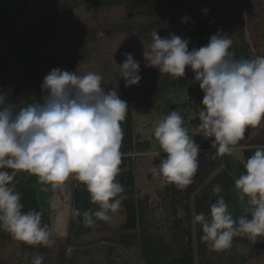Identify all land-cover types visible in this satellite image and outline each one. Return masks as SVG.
I'll return each instance as SVG.
<instances>
[{
  "label": "clouds",
  "instance_id": "obj_1",
  "mask_svg": "<svg viewBox=\"0 0 264 264\" xmlns=\"http://www.w3.org/2000/svg\"><path fill=\"white\" fill-rule=\"evenodd\" d=\"M207 9H204L205 14ZM189 17H183L187 22ZM152 42L142 55L145 67L156 68L172 80L185 76L189 67L204 96L199 112V134L211 143L212 158L231 156L239 151L246 129L264 121V56L235 59L229 51L232 40L217 32L202 47L189 50V39L175 34H151ZM120 78L125 87L138 85L140 63L131 53H122ZM102 76L89 72L79 75L53 68L41 84L42 99L22 105L0 92V229L29 246L51 247L52 232L42 224L38 211H23L15 177L20 172L34 175L41 183L58 189L71 178L84 185L95 210L82 214L90 227L110 220L123 199V186L116 177L122 161V122L128 104L118 91L105 92ZM161 157L152 175L164 185L186 190L198 170L200 145L184 126L183 117L172 110L154 128ZM240 146V147H238ZM161 153L166 154L161 156ZM245 172L234 181L239 199L247 198L248 215L233 219L222 196L210 206V213L194 216L201 225V240L212 251L232 245L235 236L244 235L255 244L264 237V146L258 147L244 163ZM217 184L213 192H222ZM43 255L32 257L31 264H43Z\"/></svg>",
  "mask_w": 264,
  "mask_h": 264
},
{
  "label": "trees",
  "instance_id": "obj_2",
  "mask_svg": "<svg viewBox=\"0 0 264 264\" xmlns=\"http://www.w3.org/2000/svg\"><path fill=\"white\" fill-rule=\"evenodd\" d=\"M253 1L256 0H0V24L5 25L4 28L0 27V46L17 41L20 47L18 62L22 70L11 79L5 74V61L0 54V92L7 93L10 101L25 105L42 97L40 86L44 77L53 68L66 66L67 71L79 75L89 72L101 75V86L105 92L118 91L120 98L128 104L126 118L122 122L124 135L120 150L124 155L116 177L125 190L119 209L110 213V220H97L92 226L86 227L82 215L76 214L77 210L82 214L88 209L95 210L97 206L91 203L85 186L75 181L68 235L51 247L29 246L0 229V264H31L32 257L38 254L43 255V264H119L115 258L118 248L139 249L138 261L128 260L122 264H264V237L258 238L253 244L244 235L235 236L230 248L212 251L201 240V225L194 222L195 215L210 213V206L217 201L218 196H222L227 204L231 202L234 181L245 172L244 163L258 147L264 146V121L255 128L246 129L245 138L240 142L242 157L236 160L234 169L230 165H223L222 157L212 158L211 152L215 150L211 148V143L214 138L205 140L199 134V115L191 118V135L200 145L199 167L193 183L186 190L163 184L159 196L166 202L165 205L170 203L172 216H168L167 211L160 222L149 198L139 196L134 156L147 153L150 142L136 131L134 115L141 109L149 112L160 109L162 76L166 77L169 86L173 88H187V99L183 106L187 116L194 109L202 110L204 93L189 67H186L183 78L174 81L167 74H160L156 68L145 67V61L135 46L126 52L131 53L140 63L141 80L138 85L125 87L124 79L120 78L119 65L125 57L115 63L101 57L95 63L96 66H87L93 60V47L99 44V38L103 36L102 27H88L75 16L80 8L86 6L96 10L118 7L125 12L126 21L143 18L149 20L140 27L142 32L138 31L136 35L137 30L133 26L126 28L123 24V27L118 25L113 28L115 34L136 37L141 42H152L151 33L164 24L162 18L166 26L176 21L174 18L182 20L193 14L200 19L202 16L196 31L190 33L187 29L181 33L182 38L190 40V51L205 46L212 35L220 32L232 40L229 51L235 59H251V45L247 42L244 26L254 21L252 16L248 22L245 20L243 9L251 11L250 4ZM204 9L208 10L206 14ZM32 13H40V17L30 18L29 23L23 22L26 29L21 28L16 37L13 17L19 20V17L21 19ZM72 17L74 20L68 23L67 19ZM64 24L67 25L68 35L65 39L61 36ZM160 159L155 157L154 163L159 164ZM14 183L16 191L21 194L23 211H38L42 224L48 225L52 232V220L41 212L38 190L28 182L27 173H18ZM217 184L223 189L219 194L213 192ZM245 215L250 218V212ZM116 216L120 222L114 229H110ZM95 227L102 228L103 233L112 230V238L89 241L88 236ZM12 244L17 246L18 252L2 262L1 254ZM17 256L22 261H12V257Z\"/></svg>",
  "mask_w": 264,
  "mask_h": 264
},
{
  "label": "rangeland",
  "instance_id": "obj_3",
  "mask_svg": "<svg viewBox=\"0 0 264 264\" xmlns=\"http://www.w3.org/2000/svg\"><path fill=\"white\" fill-rule=\"evenodd\" d=\"M198 5V4H197ZM198 8L203 10L200 5H198ZM250 10H244L243 9V17L245 16V20L248 22V19L250 17H253V24H245L244 30L246 32L247 42L251 45V53L253 58L255 56H263L264 55V0H256L253 1L250 4ZM81 10L77 11L75 16L79 18V20L85 24L88 27H102L101 33L103 36L99 38L100 42L99 44L94 46L93 49L95 50L92 52V62L90 64H87V66H96L97 60H100V58H106L104 60H110L113 63L120 61L124 58L122 53H125L128 48L131 46H135V49L137 50L139 56H142V52L144 48H147L150 46L151 42H141L138 39H135L136 37L131 36H125L123 34L117 33L115 34L114 29L118 25H121L123 27V24H125V27L128 28L129 26H133L134 29H136V35L139 32H142L140 30V27L144 25L148 19H140V20H132V21H126L125 12L123 9L120 8H114L109 10L104 9H95L94 7L86 6L83 8H80ZM251 13V14H250ZM188 16V15H187ZM40 13H32L25 16H22V18L19 20L15 17H13L12 21L14 24V35L17 37L18 32L21 31V28L26 29V26H24L25 21H28V23L31 21L30 18H39ZM189 20L187 22H182V20H178L174 18L176 21H174L171 25L164 26L165 22L163 21V18L161 22L164 24L161 25L160 29H154L153 31H158V34H161L160 36L166 37L170 33L175 34L177 36L182 37L181 33L182 31L189 29V32H194L198 29L199 20L201 21L202 16H200V19L195 17L193 14L189 15ZM74 20V17L67 19L68 23L70 21ZM182 23V27H180V24ZM4 24H0V27L4 28ZM164 27H167L164 29ZM67 25H63L61 29V36L63 39L67 38ZM152 31V32H153ZM106 32L109 34L107 35ZM152 34V33H151ZM152 40V39H151ZM66 41H68L66 39ZM19 43L17 41H14L13 43L9 44H2L0 46V54L2 55L3 60L5 61V74L8 75V78L11 79L15 75H17L21 70V66L19 64L18 56H19ZM102 53V55H101ZM84 67V66H83ZM62 71L67 70L66 66H62L60 68ZM84 72V71H82ZM160 109H153L147 111L142 110L135 113L134 119L136 123V131L140 133L141 137L143 139L148 140L150 142V149L147 153L136 155L135 158V172L137 177V187L139 191L140 197H148L150 200V203H152V208L154 210L155 216L159 219L160 222H162V218H164V215L166 214V208L168 210V216H172L170 214V203L168 202L165 205V201L159 196L160 192L163 190V183L158 177H154L152 175V168L153 167H159V164H155V158L151 156V153L153 151L159 150L158 141L154 138V128L158 125V123L167 115L171 113L172 110H176L184 120V126L189 130V134H192V125H191V118L196 117L199 115V109H194L189 116H187V111L185 109L184 103L187 99V88L186 87H171L168 84V81L165 76L161 77L160 80ZM42 97L35 98L25 104H33L38 103ZM241 148V147H240ZM241 149L239 151H236L233 153V155L228 156L225 155L222 157V163L223 165H230L234 169L236 168V160L240 159L242 157ZM163 156L166 154L161 153ZM30 174L27 173V180L29 183L33 184V176L30 178ZM38 179V178H37ZM73 180V179H71ZM74 181V180H73ZM36 189L38 190L39 195V204L41 208V212L49 217H51V213H53V221L58 219V222L61 220V216L59 214L62 212V210L59 212V210H52L51 204H49V196H45L49 190L51 191H60L62 189H52L50 185L45 186H37L41 185L40 182L36 181V185L33 184ZM69 186V180L65 183V186ZM72 194H74V184L72 185ZM59 194V192H58ZM232 200L228 204L229 206V212L231 213L234 220L238 222L239 218L241 216H244L246 213H248L247 208V198H245V201H241L239 199V193L236 191V189H232ZM72 203H73V197H72ZM72 215V211H71ZM71 215L69 217V220L71 219ZM71 221V220H70ZM70 221H69V227H70ZM120 220L118 216L113 218V221L111 222L110 229H114L118 224ZM92 233L88 236L89 241H93L94 239L99 238H112V230L104 231L102 228L95 227L93 229ZM99 230V231H98ZM69 232V230H68ZM60 232L57 230H54L52 232V239L54 241L53 244L57 245L59 241L64 238V236H59ZM68 235V234H67ZM66 235V236H67ZM17 246L15 244L10 245L8 248H5V251L1 254V261L5 262L4 260H7V257H11L13 254L18 252L16 249ZM140 257L139 249L133 250H125L123 248H118V251L115 255L116 262L119 264H122L125 261L131 260L132 262L138 261ZM12 261H17L22 259L20 256L12 257Z\"/></svg>",
  "mask_w": 264,
  "mask_h": 264
},
{
  "label": "crops",
  "instance_id": "obj_4",
  "mask_svg": "<svg viewBox=\"0 0 264 264\" xmlns=\"http://www.w3.org/2000/svg\"><path fill=\"white\" fill-rule=\"evenodd\" d=\"M29 174V173H28ZM30 178L33 176V181L32 183L36 185V181L40 182L36 176L34 175H29ZM41 185H37V186H45L47 184L41 183ZM71 184H74L75 187V181L71 180V178L69 179V186H64L62 187V189L59 192L56 191H51L49 190L47 192V194L45 196H49V198L47 200H49V204H51L52 210H59V212L62 210V212L59 214V216H61V220L57 222L56 220L53 221V213H51V220H52V232H54V230H57L58 232H60L59 236H66L68 234V230H69V217L71 215V211L73 208V203H72V197L73 194L71 192L72 191V187ZM41 209V208H40ZM168 210H166L167 213Z\"/></svg>",
  "mask_w": 264,
  "mask_h": 264
}]
</instances>
